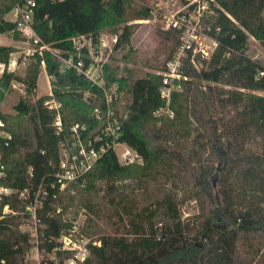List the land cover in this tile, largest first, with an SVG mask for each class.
<instances>
[{
  "label": "trees",
  "instance_id": "1",
  "mask_svg": "<svg viewBox=\"0 0 264 264\" xmlns=\"http://www.w3.org/2000/svg\"><path fill=\"white\" fill-rule=\"evenodd\" d=\"M20 1H2L0 34L15 29L5 15ZM36 1L34 28L55 49L73 51L70 39L76 35H88L97 43L107 27L118 37L115 48L130 44L132 27L119 29L129 19L130 0ZM217 3L205 24L218 47L202 68L186 64L183 74L188 79L176 81L182 89L172 92L169 104L161 97L162 74L134 82L119 78L116 70L105 75L108 86L118 82L128 94L127 117L120 118V141L138 151L143 163L121 164L109 149L92 171L68 186L76 190L89 214L84 230L99 234L102 242L92 247L85 264H238L240 240L264 244V76L256 79L264 65L247 54L250 37L264 44V0ZM151 13L149 7H141L134 19L147 20ZM164 33L175 40L170 60L180 32ZM13 38L20 39V33ZM15 50L0 45V63L8 64ZM42 59L52 78V96L62 104L66 133L77 122L94 127L93 109L104 106L101 89L73 69L62 71L50 52L36 55L24 79L3 72L0 119L12 134L10 145L3 149L8 168L3 183L30 192L41 184L47 186L59 159L62 137L52 126L54 112L44 105L50 96L35 101L21 98L14 105L16 116L3 113L1 106L12 80L23 82L29 96L35 94ZM85 93L91 96L86 98ZM235 108H239L237 118L232 116ZM162 109L173 115L157 116ZM127 181L135 187L124 188ZM56 189L57 199L39 213L41 248L48 251L71 226L55 212L53 205L63 199ZM10 201L6 203L20 206ZM187 201L198 208L194 233L181 214ZM65 209L62 204L63 213ZM113 217L119 219L114 231L102 230L98 221L110 223ZM21 219L19 215L0 221V264H25L33 245L29 234L20 229Z\"/></svg>",
  "mask_w": 264,
  "mask_h": 264
},
{
  "label": "built area",
  "instance_id": "2",
  "mask_svg": "<svg viewBox=\"0 0 264 264\" xmlns=\"http://www.w3.org/2000/svg\"><path fill=\"white\" fill-rule=\"evenodd\" d=\"M218 6L217 0H159V8L164 11L163 29L180 32L179 45L163 72L160 73L163 76L161 97L167 104L170 102L172 92L182 89V85L176 81L188 79L183 74L186 64L189 62L199 69V64L211 59L216 51L218 41L211 35L210 27L205 24V19L214 15L215 7ZM36 7V0H21L5 16L6 20L15 25V29L9 33L12 36L17 32L20 33L21 38L16 41L23 46L11 54L8 64L0 63L1 71L7 70L16 75L19 70L27 69L37 54L43 57L45 52H50L59 60L62 71L73 69L92 86L101 89L104 106H96L93 109L97 122L94 127L77 122L71 125L66 133L61 116L62 104L52 96L51 88L50 98L44 102V105L54 112L52 126L62 137L59 144V159L51 181L47 183V186L41 184L33 192L28 189H14L3 183L7 177L3 149L10 145L12 134L6 129L4 121L0 119V221L20 215L16 207L9 202L6 203L8 199L16 198L17 201L25 203L23 222L20 227L21 231L29 234L31 238L33 245L31 252L36 264H85L90 257L92 247L101 246V240L84 230L85 223L81 225L77 219L66 217L62 213V207L54 204L56 214L61 215L62 220L70 222L71 226L55 239L57 242L55 248L51 251L42 249L44 235L40 232L43 227L39 218L40 211L48 202L51 203L57 199V186L62 193L72 183L83 179L109 149L116 152L119 162L124 165L142 164L143 158L138 151L120 141L121 117L118 116L115 106L117 91L112 90L114 85H107L103 63L95 61L91 56L96 43L88 35H76L70 39L73 45L71 52H63L44 43L34 28ZM117 40V37L114 38L115 42ZM40 69L47 72L44 59L40 62ZM263 76L264 71H259L256 79ZM48 79L51 83L52 78L49 75ZM15 81L12 80L10 88L16 87ZM85 96L87 98L91 94L85 93ZM168 113L173 115L171 111ZM120 146L123 150L118 153Z\"/></svg>",
  "mask_w": 264,
  "mask_h": 264
},
{
  "label": "rangeland",
  "instance_id": "3",
  "mask_svg": "<svg viewBox=\"0 0 264 264\" xmlns=\"http://www.w3.org/2000/svg\"><path fill=\"white\" fill-rule=\"evenodd\" d=\"M0 0V9L2 8ZM180 5V3H179ZM141 7H149L151 9V16L147 20L134 19L136 13ZM7 15V14H6ZM5 15V16H6ZM128 21L119 26L122 31L124 26H130L133 30V35L129 45H122L120 48H115L117 42L114 38L117 35L113 32V28H104L99 36V40L96 43L93 51L92 58L95 61L103 63V69L105 75L107 72L115 71L118 77H129L131 82L136 81L139 78H145L149 74H160L165 69L168 58L172 53L175 40L172 36H167L164 33L163 21L164 11L159 8V0H130L128 6ZM118 38V37H117ZM0 39L6 42L13 40V47L19 49L23 46L17 42L10 33L0 34ZM251 58L260 61L264 65V44L255 40L254 37H250L249 50L247 53ZM107 67L109 69L107 70ZM203 67V63L199 64V69ZM0 70L2 68L0 67ZM26 69H21L17 72L16 76L24 79L27 74ZM41 73L37 81V89L35 94L29 96L26 91V85L21 81H15L16 87L11 86L10 90L5 93V100L2 103L3 113L11 116H16L14 105L18 103L21 98H29L32 101L37 100L40 97L47 96L51 91V83L48 79L47 72L40 69ZM128 72L129 75H128ZM3 74L0 73V77ZM113 91H117L115 106L118 110V116L127 117V105L129 103V97L125 90H120L119 83L115 82ZM117 89V90H116ZM239 108H235L232 111L234 118L238 117ZM166 109H162L156 113L157 116L167 114ZM123 150V147H118V153ZM119 158V157H118ZM120 161V160H119ZM6 165V164H5ZM6 171H8L6 165ZM127 190H131L135 187V183L126 182L122 184ZM62 201L57 206L62 204L66 206L64 214L66 217H76L79 223L82 225L85 223L89 216L86 209L80 205V196L72 188H67L62 192ZM73 197V200H71ZM19 202L16 198L11 199L10 202ZM15 202V203H16ZM18 204V203H17ZM18 210L20 212L21 224L23 222V210L20 208L22 202H19ZM63 213V212H62ZM181 214L183 219L190 224L192 233L198 229V221L195 217L198 214V208L194 201H187L181 207ZM99 225L102 230L114 231L115 227L119 225L118 218H111L110 223L105 220H99ZM116 223V225L114 224ZM21 226V225H20ZM115 226V227H114ZM31 227V225H29ZM20 229H22L20 227ZM96 237L99 234L94 235ZM200 241V240H198ZM33 253L31 250L28 252L25 264H36L33 260ZM238 264H264V244L261 240H240L239 242V258Z\"/></svg>",
  "mask_w": 264,
  "mask_h": 264
},
{
  "label": "crops",
  "instance_id": "4",
  "mask_svg": "<svg viewBox=\"0 0 264 264\" xmlns=\"http://www.w3.org/2000/svg\"><path fill=\"white\" fill-rule=\"evenodd\" d=\"M13 42H14L13 40H11V43H10V42H6V41L0 39V45H9V46L11 45L12 46ZM0 73H2L1 70H0Z\"/></svg>",
  "mask_w": 264,
  "mask_h": 264
},
{
  "label": "water",
  "instance_id": "5",
  "mask_svg": "<svg viewBox=\"0 0 264 264\" xmlns=\"http://www.w3.org/2000/svg\"><path fill=\"white\" fill-rule=\"evenodd\" d=\"M219 220H220V221H223V218H220Z\"/></svg>",
  "mask_w": 264,
  "mask_h": 264
}]
</instances>
